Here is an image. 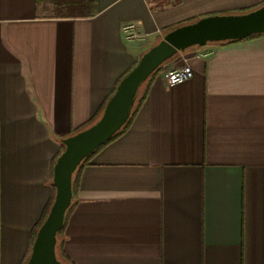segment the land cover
<instances>
[{
  "label": "crops",
  "instance_id": "crops-1",
  "mask_svg": "<svg viewBox=\"0 0 264 264\" xmlns=\"http://www.w3.org/2000/svg\"><path fill=\"white\" fill-rule=\"evenodd\" d=\"M264 0H0V264H25L61 141L171 30ZM143 39L126 42L124 24ZM189 65L168 88L163 74ZM79 170L67 264H264V34L165 62Z\"/></svg>",
  "mask_w": 264,
  "mask_h": 264
},
{
  "label": "water",
  "instance_id": "water-1",
  "mask_svg": "<svg viewBox=\"0 0 264 264\" xmlns=\"http://www.w3.org/2000/svg\"><path fill=\"white\" fill-rule=\"evenodd\" d=\"M264 34V5L244 14L215 15L177 27L146 51L121 80L99 120L61 141L53 167L54 201L38 228L25 264H63L56 256L57 233L72 199V177L82 161L115 136L128 121L141 85L165 62L193 47Z\"/></svg>",
  "mask_w": 264,
  "mask_h": 264
},
{
  "label": "trees",
  "instance_id": "trees-1",
  "mask_svg": "<svg viewBox=\"0 0 264 264\" xmlns=\"http://www.w3.org/2000/svg\"><path fill=\"white\" fill-rule=\"evenodd\" d=\"M253 10H255V9H253ZM253 10H249V11H245V12H241V13H238V14H244V13H248V12H250V11H253ZM195 21H197V20H195ZM195 21H193V22H195ZM193 22H189V23H186V24H190V23H193ZM186 24H182L181 26H183V25H186ZM178 27H180V26H178ZM177 28V27H176ZM173 29H175V28H172L171 30H173ZM171 30H168V32L169 31H171ZM260 35H263V34H260ZM260 35H254V36H251V37H255V36H260ZM251 37H249V38H251ZM239 41H242V40H235V41H227V42H223V43H218V44H230V43H235V42H239ZM160 70V67L141 85V87L139 88V90H138V93H137V97H136V101H135V104H134V106H133V108H132V111H131V114H130V117H129V119H128V121L126 122V124L122 127V129L115 135V136H113L110 140H108L107 142H109V141H111L112 139H114V138H116V137H118L120 134H121V132L127 127V125H128V123H129V121H130V119H131V117H132V115H133V113H134V111H135V108L139 105V103L143 100V98H144V95H145V93H144V90H145V88H146V85H147V82L151 79V77H153V75L154 74H156L158 71ZM93 125V124H92ZM65 139V138H64ZM107 142H105L104 144H106ZM104 144H102V145H100L96 150H98L101 146H103ZM95 150V151H96ZM64 151V146H63V144H61V150H60V154L62 153ZM94 151V152H95ZM94 152L92 153V154H90L87 158H85L83 161H82V163L79 165V167L77 168V170L75 171V173L73 174V177H72V191H73V185H74V180H75V178H76V176H77V174H78V172H79V170L81 169V167L82 166H84L86 163H87V161H88V159L94 154ZM60 154L57 156V158L60 156ZM57 158H56V160H57ZM56 162V161H55ZM55 164V163H54ZM52 203H53V201H52ZM52 203H50L49 205H48V207L46 208V210H45V212H44V215H43V217H42V219L40 220V222H39V224H38V227H37V230H38V228L41 226V224L43 223V221L45 220V218H46V216H47V214H48V211H49V209H50V207H51V205H52ZM62 230H63V226H62V228H61V230L57 233V244H56V256H57V258H58V260L60 261V262H62L63 264H67V260L63 257V254H62V250H61V248H62V242L60 241V238H61V235H62ZM37 232V231H36ZM35 236H36V233H34V237H33V240H32V244H33V241H34V239H35ZM32 244H31V246H32ZM30 251H31V249H30ZM29 255H30V252H29ZM29 257V256H28ZM27 261V260H26ZM26 263V262H25Z\"/></svg>",
  "mask_w": 264,
  "mask_h": 264
},
{
  "label": "built area",
  "instance_id": "built-area-1",
  "mask_svg": "<svg viewBox=\"0 0 264 264\" xmlns=\"http://www.w3.org/2000/svg\"><path fill=\"white\" fill-rule=\"evenodd\" d=\"M122 37L126 42H136L143 39L142 34L138 31V28L133 23L124 24L121 28ZM193 75L192 69L189 65H184L180 68H176L167 71L163 74L165 85L168 88L182 84Z\"/></svg>",
  "mask_w": 264,
  "mask_h": 264
}]
</instances>
